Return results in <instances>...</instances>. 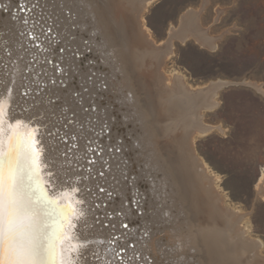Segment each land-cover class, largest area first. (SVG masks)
Here are the masks:
<instances>
[{"label": "bare ground", "instance_id": "1", "mask_svg": "<svg viewBox=\"0 0 264 264\" xmlns=\"http://www.w3.org/2000/svg\"><path fill=\"white\" fill-rule=\"evenodd\" d=\"M150 1L0 0V153L24 122L39 129L40 171L25 182L41 236L73 238L56 245L63 264H251L254 242L193 148L224 82L192 89L162 70L174 38L213 41L189 10L156 45Z\"/></svg>", "mask_w": 264, "mask_h": 264}, {"label": "rangeland", "instance_id": "2", "mask_svg": "<svg viewBox=\"0 0 264 264\" xmlns=\"http://www.w3.org/2000/svg\"><path fill=\"white\" fill-rule=\"evenodd\" d=\"M189 10L200 12L213 42L201 46L192 37L174 38L162 70L192 89L225 83L217 104L201 110L200 121L209 129L194 135L193 148L221 204L253 240L258 258L251 264H264V188L257 185L264 172V0H151L141 21L164 48Z\"/></svg>", "mask_w": 264, "mask_h": 264}, {"label": "snow or ice", "instance_id": "3", "mask_svg": "<svg viewBox=\"0 0 264 264\" xmlns=\"http://www.w3.org/2000/svg\"><path fill=\"white\" fill-rule=\"evenodd\" d=\"M19 10L25 11V5L20 4ZM36 47L39 48V44ZM4 113V106L0 103V123L3 122ZM24 127L25 131L13 135L8 151L0 153V264H42L46 259L63 264L56 245L62 239L73 238L64 236L61 229L60 235L53 243L42 237L39 232L38 209L27 189L25 178L38 176L42 150L37 139L39 129L33 127L30 122H24ZM77 191L76 188L72 189L73 194ZM100 191L104 189L101 188ZM77 203L82 201L78 200ZM62 211L69 212V208ZM70 214L76 215L75 210ZM80 216H83V212ZM75 243L80 247L85 246L78 239Z\"/></svg>", "mask_w": 264, "mask_h": 264}, {"label": "water", "instance_id": "4", "mask_svg": "<svg viewBox=\"0 0 264 264\" xmlns=\"http://www.w3.org/2000/svg\"><path fill=\"white\" fill-rule=\"evenodd\" d=\"M225 84V83H224ZM260 91V90H259ZM261 92V91H260ZM40 182V188H41V191H42V195L44 196V198L46 199V201L50 202V196H49V193H48V190L44 187V185L41 183V181L39 180ZM54 264H55V261H54Z\"/></svg>", "mask_w": 264, "mask_h": 264}]
</instances>
